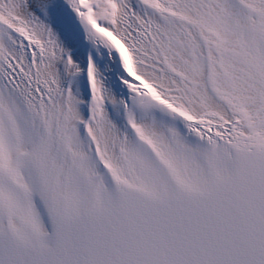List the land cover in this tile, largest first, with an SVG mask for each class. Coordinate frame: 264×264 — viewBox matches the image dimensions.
Wrapping results in <instances>:
<instances>
[{
	"label": "snow or ice",
	"instance_id": "snow-or-ice-1",
	"mask_svg": "<svg viewBox=\"0 0 264 264\" xmlns=\"http://www.w3.org/2000/svg\"><path fill=\"white\" fill-rule=\"evenodd\" d=\"M139 4L42 6L122 65L117 99L88 56L85 117L57 30L0 0V264H264V0Z\"/></svg>",
	"mask_w": 264,
	"mask_h": 264
},
{
	"label": "bare ground",
	"instance_id": "bare-ground-1",
	"mask_svg": "<svg viewBox=\"0 0 264 264\" xmlns=\"http://www.w3.org/2000/svg\"><path fill=\"white\" fill-rule=\"evenodd\" d=\"M39 1L40 2L38 4L39 5L41 4L40 10H41L42 14L44 15L43 7L42 6L46 3V0H39ZM30 6L33 7V4H31ZM65 15L66 16L70 15V12L69 11H65ZM55 19L56 18L55 17L53 18V16L49 18V23L52 26H53V22H54ZM54 28L57 30L58 35L60 36L61 41L64 44V46L67 48V50L68 49H71L72 46H73V43H70L69 37L66 34H62V32H64L65 30H63V28H59L58 26H55ZM77 36L79 38L80 37H84V38L88 39L91 42H95L94 45L93 44L92 45L90 44V50H92V52H94V53L96 52L98 56H101L102 55L104 57V61H103V64H102V65H104V67L103 66L99 67V65H97L98 70L101 71V72H103L107 76L108 79H109V77H108V74H106V73L108 71H112V73L114 72V74L116 76L115 83L117 85H121V82H123V81L121 79H119V78L122 75V72H121L122 65H120V64L117 63V59H116L117 54L113 50H110L102 42H97L94 39H89L86 31L80 32L79 35L77 34ZM94 46L97 47L96 48L97 50L93 48ZM73 56L75 57L76 54H73ZM76 57H78V56H76ZM84 67L85 66L82 64L81 65V68L83 69V71L81 73H79V74L86 73L85 70H84ZM87 79H88V75L85 77V79H75L76 81H74V83H73L74 85H78V88H77L78 93H77V95L82 98V101L83 102L80 104V108H81V111H82V113H83V115L85 117H87L89 115V103L88 102L91 99L90 84L89 85L88 84L86 85ZM84 87H86V90L83 89ZM121 91L122 90H120V92ZM124 92L126 94V91H124ZM125 96H127V95H123L121 97H125ZM121 97H118L117 96L116 98L119 99ZM117 107H118V105H114L111 101H109L107 103L108 111L111 113L112 117L121 125V127H123L124 118H123L122 115L118 114Z\"/></svg>",
	"mask_w": 264,
	"mask_h": 264
},
{
	"label": "rangeland",
	"instance_id": "rangeland-1",
	"mask_svg": "<svg viewBox=\"0 0 264 264\" xmlns=\"http://www.w3.org/2000/svg\"><path fill=\"white\" fill-rule=\"evenodd\" d=\"M40 1L39 0H28V3L29 5L33 4V7L31 6L32 10L38 15L40 16L41 18L45 19L48 23H49V18L50 17H47L45 15L42 14L41 10H40V7H41V4L39 5ZM37 6H36V5ZM54 26V25H53ZM55 27V26H54ZM76 59V58H75ZM61 70L63 71V65L61 64Z\"/></svg>",
	"mask_w": 264,
	"mask_h": 264
}]
</instances>
